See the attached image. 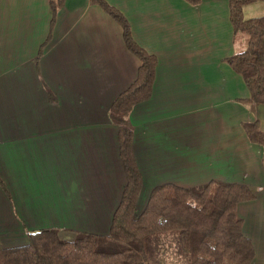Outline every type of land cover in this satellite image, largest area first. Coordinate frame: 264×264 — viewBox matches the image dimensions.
Instances as JSON below:
<instances>
[{
	"label": "crops",
	"instance_id": "0c3cea01",
	"mask_svg": "<svg viewBox=\"0 0 264 264\" xmlns=\"http://www.w3.org/2000/svg\"><path fill=\"white\" fill-rule=\"evenodd\" d=\"M106 1L158 59L151 98L129 116L143 177L138 208L163 184L260 186L261 199L238 214L255 247L252 264H264V146L243 126L258 121L264 131V105L245 102L249 90L225 62L236 43L229 0ZM51 22L48 0H0L3 248L44 229L108 235L127 182L110 111L141 62L122 27L90 0L65 1L40 56Z\"/></svg>",
	"mask_w": 264,
	"mask_h": 264
},
{
	"label": "trees",
	"instance_id": "16d2710c",
	"mask_svg": "<svg viewBox=\"0 0 264 264\" xmlns=\"http://www.w3.org/2000/svg\"><path fill=\"white\" fill-rule=\"evenodd\" d=\"M48 1L51 33L40 56L66 0ZM90 1L122 27L127 48L141 62L137 79L115 99L110 111L111 120L119 127V152L127 180L120 204L108 235L75 232L74 238L64 239L58 229L32 232L22 246H0V264H165L168 255L184 264H252L255 247L244 235V220L238 214L240 204L256 199L255 190L247 184L221 180L189 188L163 184L152 190L144 209L138 208L143 177L129 116L136 105L151 98L158 59L135 41L131 24L121 11L106 0ZM185 1L193 6L202 2ZM257 2L264 0H229L235 35L244 33L249 39L246 50L225 62L243 78L250 93L245 102L264 105V16L250 20L243 16L244 8ZM243 126L252 143L264 146V131L258 121ZM0 185L4 187L1 179ZM116 242L122 243V250H102Z\"/></svg>",
	"mask_w": 264,
	"mask_h": 264
},
{
	"label": "rangeland",
	"instance_id": "374dc122",
	"mask_svg": "<svg viewBox=\"0 0 264 264\" xmlns=\"http://www.w3.org/2000/svg\"><path fill=\"white\" fill-rule=\"evenodd\" d=\"M243 16H244V18L246 20H250L252 18H260V17H263L264 16V2H257V4L254 3V4L247 5L244 8ZM248 39H249V37H248L247 34H244V33L237 34L236 35V43L233 46V52L234 53H238V52H242V51L246 50L247 45H248ZM256 105L257 104H254L255 107H258ZM248 118H250V115L247 116V119ZM247 121H250V120H247ZM263 149H264V147H263ZM256 173H258V171H256ZM262 173H263V170H262ZM258 189L262 191L263 188L259 186V187H256L254 189L255 190V194L257 195V197L259 199H261L258 196V193H260V191H256ZM140 209H143V203L140 204ZM71 236L72 235H69L68 237H66V235H65V237H62V238L65 239V238H74L75 237V236H72V237ZM123 247L124 246L122 245V243L116 242V243H114L113 245H111L109 247H102V250L103 251H106V252H117L119 250H122ZM164 262H165V264H184L182 261H179V260L176 261V259H174L171 255H168L166 258H164Z\"/></svg>",
	"mask_w": 264,
	"mask_h": 264
}]
</instances>
